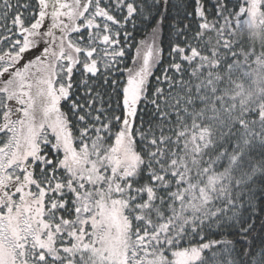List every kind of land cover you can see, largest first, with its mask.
Instances as JSON below:
<instances>
[{
  "label": "snow or ice",
  "instance_id": "1",
  "mask_svg": "<svg viewBox=\"0 0 264 264\" xmlns=\"http://www.w3.org/2000/svg\"><path fill=\"white\" fill-rule=\"evenodd\" d=\"M0 264H264V0H0Z\"/></svg>",
  "mask_w": 264,
  "mask_h": 264
},
{
  "label": "trees",
  "instance_id": "2",
  "mask_svg": "<svg viewBox=\"0 0 264 264\" xmlns=\"http://www.w3.org/2000/svg\"><path fill=\"white\" fill-rule=\"evenodd\" d=\"M232 3H236V0H232ZM229 7H231V4L229 5ZM237 10H238V5H237ZM141 33H143V29H141ZM246 35L249 37L248 43H249V45L251 47L252 44H253V41L251 39V34H246ZM140 38H141L140 36L137 37V39H140ZM254 46H255V49H256L257 53H259L261 48H260V41L258 39L254 42ZM166 54L167 53L165 52V55ZM129 64H130V61H129ZM157 74H159V73H157ZM261 159H262V157L259 155V149H257L256 150V154L254 155V163L260 161ZM205 257L209 258V259L211 258V250H206Z\"/></svg>",
  "mask_w": 264,
  "mask_h": 264
}]
</instances>
